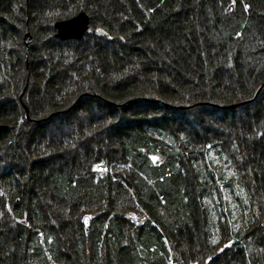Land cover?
Wrapping results in <instances>:
<instances>
[{"label": "trees", "instance_id": "16d2710c", "mask_svg": "<svg viewBox=\"0 0 264 264\" xmlns=\"http://www.w3.org/2000/svg\"><path fill=\"white\" fill-rule=\"evenodd\" d=\"M0 127V264H264V0H0Z\"/></svg>", "mask_w": 264, "mask_h": 264}, {"label": "water", "instance_id": "95a60500", "mask_svg": "<svg viewBox=\"0 0 264 264\" xmlns=\"http://www.w3.org/2000/svg\"><path fill=\"white\" fill-rule=\"evenodd\" d=\"M53 29L55 31L54 36L59 41H78L90 30L89 18L84 12H80L70 19L55 22ZM25 37L28 41L31 40L28 32ZM89 221L90 217L85 215L82 220L85 229L88 228Z\"/></svg>", "mask_w": 264, "mask_h": 264}]
</instances>
